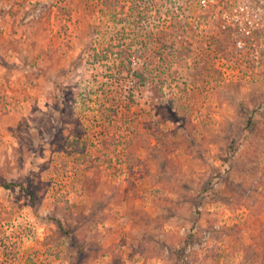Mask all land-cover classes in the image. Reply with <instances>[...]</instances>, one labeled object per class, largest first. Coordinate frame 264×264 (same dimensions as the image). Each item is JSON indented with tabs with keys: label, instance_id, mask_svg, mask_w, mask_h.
<instances>
[{
	"label": "rangeland",
	"instance_id": "obj_1",
	"mask_svg": "<svg viewBox=\"0 0 264 264\" xmlns=\"http://www.w3.org/2000/svg\"><path fill=\"white\" fill-rule=\"evenodd\" d=\"M217 10L0 0V264H264V21Z\"/></svg>",
	"mask_w": 264,
	"mask_h": 264
},
{
	"label": "built area",
	"instance_id": "obj_2",
	"mask_svg": "<svg viewBox=\"0 0 264 264\" xmlns=\"http://www.w3.org/2000/svg\"><path fill=\"white\" fill-rule=\"evenodd\" d=\"M202 7L216 6L221 12V28L237 33L235 43L238 47L251 40L264 21V0H225L228 4L219 6L218 0H198ZM223 0H221L222 3Z\"/></svg>",
	"mask_w": 264,
	"mask_h": 264
},
{
	"label": "trees",
	"instance_id": "obj_3",
	"mask_svg": "<svg viewBox=\"0 0 264 264\" xmlns=\"http://www.w3.org/2000/svg\"><path fill=\"white\" fill-rule=\"evenodd\" d=\"M140 47L138 49H135V50H131V48L128 46H124V47L120 48V50L117 52V54L120 55L121 57H124V58L123 59L120 58L119 62L116 65L118 75H121V71H123V69L127 70L130 68V66H129L130 59H131L130 57H131V55H133V53H137V54L141 55ZM230 149H231V152H229V155H228L229 157H231V153L233 152L232 145L230 146Z\"/></svg>",
	"mask_w": 264,
	"mask_h": 264
}]
</instances>
